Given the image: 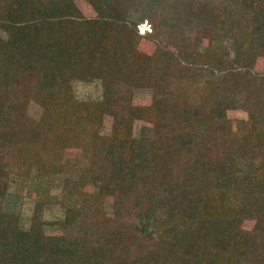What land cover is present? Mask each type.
Masks as SVG:
<instances>
[{
	"label": "trees",
	"instance_id": "1",
	"mask_svg": "<svg viewBox=\"0 0 264 264\" xmlns=\"http://www.w3.org/2000/svg\"><path fill=\"white\" fill-rule=\"evenodd\" d=\"M201 2L90 0L88 18L76 0H0V264H264V0ZM96 81L78 113L54 99ZM44 171L63 177L64 218L37 204L24 229L9 181Z\"/></svg>",
	"mask_w": 264,
	"mask_h": 264
},
{
	"label": "rangeland",
	"instance_id": "2",
	"mask_svg": "<svg viewBox=\"0 0 264 264\" xmlns=\"http://www.w3.org/2000/svg\"><path fill=\"white\" fill-rule=\"evenodd\" d=\"M201 3L215 4L216 0H198ZM77 5L82 10L85 17H95L96 13L91 7L90 0H76ZM139 33L145 35L150 32L151 28L147 23L139 26ZM155 44L149 39H142L140 48L146 52H152ZM264 63V62H263ZM123 94L128 93L122 88ZM134 104L137 105H150L152 92L150 90L142 89L130 92ZM102 97V90L98 81L87 84L78 83L73 84L71 89H58L54 93L56 102L65 104L72 103L75 113L79 112V108L73 103V100H100ZM27 113L34 119H39L42 114V109L34 102L27 103ZM242 113L231 112V118H240ZM151 125L142 121H135L133 125V135L137 138L150 139ZM98 131L104 135H110L112 131V118L104 116L98 121ZM81 151L78 149H64L62 151V162L79 156ZM63 177L61 175H54L51 172H42L37 177H27L13 174L9 181V196L6 201V210L15 214H19L21 219V226L24 229H29L32 225V218L34 215L35 206L43 204L44 206V219L47 221H56L64 218V209L52 203V197L60 192ZM102 188V184L96 179L95 176H89L88 182L84 191L89 194H96ZM209 195H217V193L210 189ZM112 198H107L105 202L106 212L112 214ZM250 223H246V227H250ZM47 234H56L57 229L54 227H46Z\"/></svg>",
	"mask_w": 264,
	"mask_h": 264
},
{
	"label": "bare ground",
	"instance_id": "3",
	"mask_svg": "<svg viewBox=\"0 0 264 264\" xmlns=\"http://www.w3.org/2000/svg\"><path fill=\"white\" fill-rule=\"evenodd\" d=\"M145 32H146V30H145Z\"/></svg>",
	"mask_w": 264,
	"mask_h": 264
}]
</instances>
